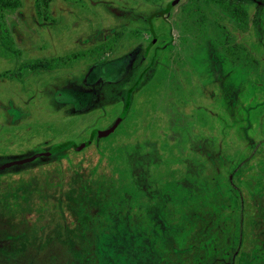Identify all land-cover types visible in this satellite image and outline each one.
<instances>
[{
    "label": "rangeland",
    "instance_id": "obj_1",
    "mask_svg": "<svg viewBox=\"0 0 264 264\" xmlns=\"http://www.w3.org/2000/svg\"><path fill=\"white\" fill-rule=\"evenodd\" d=\"M18 1L0 264H264V0Z\"/></svg>",
    "mask_w": 264,
    "mask_h": 264
},
{
    "label": "trees",
    "instance_id": "obj_2",
    "mask_svg": "<svg viewBox=\"0 0 264 264\" xmlns=\"http://www.w3.org/2000/svg\"><path fill=\"white\" fill-rule=\"evenodd\" d=\"M39 1L42 2V3H44L46 5L50 0H39ZM18 5H19V1L18 0H0V10L6 9V8H14V7L18 6ZM159 12L161 14H163L164 13V10H161ZM156 14L157 13H155V15ZM152 16H154V14H152L150 17L152 18ZM59 59L60 58H57V59H48V60H45V61L44 60L43 61H38L37 64L40 67H42V68L58 67V65H59V62H58ZM96 130L97 129H94L92 133H97ZM90 139L88 141L84 142V144H88L89 141H90Z\"/></svg>",
    "mask_w": 264,
    "mask_h": 264
},
{
    "label": "water",
    "instance_id": "obj_3",
    "mask_svg": "<svg viewBox=\"0 0 264 264\" xmlns=\"http://www.w3.org/2000/svg\"><path fill=\"white\" fill-rule=\"evenodd\" d=\"M177 1H178V0H173V1H171V2L169 3L168 7L165 9V11H167V10L169 9V7H170L173 3H176ZM127 106H128V102H127ZM126 109H127V108H125V110H126ZM122 117H123V114L120 115V116L117 118V120L115 121V123H114L111 127H109L108 129H105V130H96L97 134H98V135H106V134L110 133V132L114 129V127L117 125V123L121 120ZM69 143H71V142H66V143H63V144H61V145H59V146H55L54 148H52L51 150H49V151H47V152H45V153H37V154L33 155L32 157H29V158H26V159H23V160L14 161V164H20V163H23V162H25V161H29V160H31V159H33V158H35V157H37V156H39V155H41V154H45V155L51 154V153H53L55 150H57L58 148H60V147H62V146H64V145H66V144H69ZM71 144H73V143H71ZM83 145H85V144L82 143L81 145H79V146H77V147H80V146H83ZM12 163H13V162H11V164H12ZM9 165H10V163H9Z\"/></svg>",
    "mask_w": 264,
    "mask_h": 264
},
{
    "label": "flooded vegetation",
    "instance_id": "obj_4",
    "mask_svg": "<svg viewBox=\"0 0 264 264\" xmlns=\"http://www.w3.org/2000/svg\"><path fill=\"white\" fill-rule=\"evenodd\" d=\"M168 5H169V4H168ZM167 7H168V6H167ZM167 7H166V8H167ZM166 8H165V9H166ZM165 9H164V11H165ZM160 11H161V10H160ZM155 13H156V12H155ZM155 13H153V14L155 15ZM157 13H159V12H157ZM160 14H161V13H160ZM149 20H150V19H149ZM8 164H9V163H8Z\"/></svg>",
    "mask_w": 264,
    "mask_h": 264
},
{
    "label": "crops",
    "instance_id": "obj_5",
    "mask_svg": "<svg viewBox=\"0 0 264 264\" xmlns=\"http://www.w3.org/2000/svg\"><path fill=\"white\" fill-rule=\"evenodd\" d=\"M148 19H151V17L149 16Z\"/></svg>",
    "mask_w": 264,
    "mask_h": 264
}]
</instances>
